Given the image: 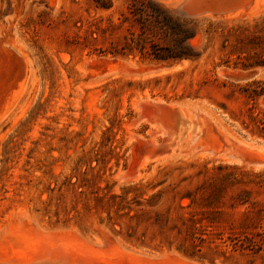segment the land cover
Listing matches in <instances>:
<instances>
[{"label":"rangeland","instance_id":"rangeland-1","mask_svg":"<svg viewBox=\"0 0 264 264\" xmlns=\"http://www.w3.org/2000/svg\"><path fill=\"white\" fill-rule=\"evenodd\" d=\"M104 1L0 0V264H264V0H154L197 32L170 62L123 56L141 0ZM158 100L205 123L178 156Z\"/></svg>","mask_w":264,"mask_h":264},{"label":"trees","instance_id":"trees-1","mask_svg":"<svg viewBox=\"0 0 264 264\" xmlns=\"http://www.w3.org/2000/svg\"><path fill=\"white\" fill-rule=\"evenodd\" d=\"M100 1V3H99ZM99 7L107 8L104 0H97ZM102 2V3H101ZM122 24H129L130 37L122 48L123 56L140 55L141 59L158 62L197 60L200 54L191 43L196 38V29L191 26L192 20L186 17L174 18L171 11L165 9L154 0H141L132 3L128 8V14L122 15ZM121 24V25H122ZM139 27L137 33L133 28ZM161 27L171 39V44L160 47L152 43L151 36L155 30ZM261 64L246 66L252 68ZM256 83H252L255 85ZM264 95V90L255 93L254 97ZM247 121L243 123L244 130H250L264 136V114L250 111Z\"/></svg>","mask_w":264,"mask_h":264},{"label":"bare ground","instance_id":"bare-ground-1","mask_svg":"<svg viewBox=\"0 0 264 264\" xmlns=\"http://www.w3.org/2000/svg\"><path fill=\"white\" fill-rule=\"evenodd\" d=\"M182 1V0H181ZM184 2V0H183ZM223 2V1H222ZM182 3V2H181ZM218 3V1H217ZM215 5V4H214ZM183 6V5H182ZM216 6V5H215ZM238 13V12H237ZM1 49V48H0ZM3 50V49H2ZM1 50V51H2ZM5 50V49H4ZM6 51V50H5ZM7 52V51H6ZM3 53V52H2ZM5 55H8V54H5ZM4 56V55H3ZM7 58V56H5ZM11 57V56H10ZM9 57V59H11ZM4 59V57H2V60ZM8 60V59H6ZM12 60V59H11ZM5 61V59H4ZM10 61V60H9ZM20 61V60H19ZM8 62V61H7ZM13 62V60H12ZM3 63V61H2ZM17 63V62H16ZM22 63V62H21ZM19 65V63H17ZM1 65V63H0ZM4 66L6 65L3 64ZM21 65V64H20ZM7 66V65H6ZM5 66V68H6ZM1 67V66H0ZM3 67V66H2ZM1 67V68H2ZM9 67V65H8ZM10 68V67H9ZM1 70V69H0ZM1 72V71H0ZM1 74V73H0ZM142 104V103H141ZM144 106L142 107L143 110L142 112L144 111V117L146 118V121L147 123L149 122L151 124V127L153 129V133L151 135V139L147 140L146 143H150L156 147L158 146H161V143L170 138V144H169V147L167 148L169 153L168 155H165L164 158L166 157H169V156H173V155H177L178 154L180 155V153H182L183 151L185 152V150L189 149L191 145H193L196 140L198 138H200L203 134H204V126H205V123H202L200 121V119L197 117V119L195 118V112L191 111V109H189V107L187 108L186 106H181V105H177V104H171L173 106H178V107H181L184 111H185V114L186 116L184 117L185 120L181 122L180 124V128H178V132L175 133L174 131V123H170L169 125H163L162 123H160L158 121V117H159V111L157 109V107L160 105V104H165L163 101L161 100H158V101H155V102H152L151 103H148V101H144ZM145 107V109H144ZM189 111V112H188ZM195 113V114H194ZM145 120V119H144ZM195 121H198L199 124L201 126H196L194 124ZM158 136L162 137L163 139L158 142ZM143 138V137H142ZM146 140V139H145ZM137 142V140H136ZM145 143V144H146ZM144 144V143H143ZM140 147V146H139ZM148 157V156H147ZM150 157V156H149ZM146 158V157H144ZM163 158V157H162ZM151 158H147V161L151 160ZM168 159V158H167ZM161 160V159H159ZM131 163V162H130ZM138 163V161H137ZM143 163V162H141ZM146 163V162H145ZM144 163V164H145ZM143 164V165H144ZM147 164V163H146ZM145 167V166H144ZM137 172V171H136ZM131 176V174H130Z\"/></svg>","mask_w":264,"mask_h":264},{"label":"water","instance_id":"water-1","mask_svg":"<svg viewBox=\"0 0 264 264\" xmlns=\"http://www.w3.org/2000/svg\"><path fill=\"white\" fill-rule=\"evenodd\" d=\"M197 3H198L197 0H193L192 4H190L191 5L190 7L191 8L195 7L192 5L197 4ZM256 75H257V72L255 71H246L243 73L232 75V77L237 81H248V80L253 79ZM157 109L160 113L158 117V121L165 126L169 125L170 123H174V131L175 133H177L178 128H180L181 122L185 120L184 118L186 116L185 111L181 107L173 106L168 103L160 104L157 107ZM194 124L196 126H201L198 121H195ZM170 143H171L170 138L164 140L161 143L162 149L167 152L168 151L167 148L169 147Z\"/></svg>","mask_w":264,"mask_h":264}]
</instances>
